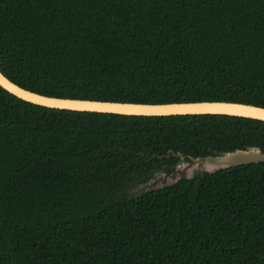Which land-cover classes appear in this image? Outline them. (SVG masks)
Segmentation results:
<instances>
[{
    "label": "trees",
    "instance_id": "obj_1",
    "mask_svg": "<svg viewBox=\"0 0 264 264\" xmlns=\"http://www.w3.org/2000/svg\"><path fill=\"white\" fill-rule=\"evenodd\" d=\"M0 72L45 96L264 108V0H0ZM264 121L50 109L0 87V264H264V162L135 190Z\"/></svg>",
    "mask_w": 264,
    "mask_h": 264
},
{
    "label": "water",
    "instance_id": "obj_2",
    "mask_svg": "<svg viewBox=\"0 0 264 264\" xmlns=\"http://www.w3.org/2000/svg\"><path fill=\"white\" fill-rule=\"evenodd\" d=\"M0 87L16 98L33 105L77 112H96L126 116H174V115H228L264 121V108L236 102L198 101L172 103L110 102L88 99L45 96L24 89L0 72ZM180 162L170 173L156 174L140 186L142 191L169 186L182 179H192L197 173H213L220 169L264 162V150L246 147L214 156L189 157L188 161L178 154Z\"/></svg>",
    "mask_w": 264,
    "mask_h": 264
},
{
    "label": "rangeland",
    "instance_id": "obj_3",
    "mask_svg": "<svg viewBox=\"0 0 264 264\" xmlns=\"http://www.w3.org/2000/svg\"><path fill=\"white\" fill-rule=\"evenodd\" d=\"M156 178V177H155ZM142 190H140L139 188H137L136 190H135V194H138L139 192H141Z\"/></svg>",
    "mask_w": 264,
    "mask_h": 264
}]
</instances>
